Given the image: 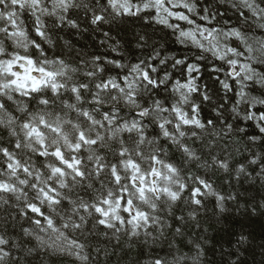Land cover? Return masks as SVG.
Here are the masks:
<instances>
[{
  "label": "snow or ice",
  "instance_id": "6c2138e0",
  "mask_svg": "<svg viewBox=\"0 0 264 264\" xmlns=\"http://www.w3.org/2000/svg\"><path fill=\"white\" fill-rule=\"evenodd\" d=\"M125 18L190 55L145 31L131 56ZM217 171L264 181V0H0V264H205Z\"/></svg>",
  "mask_w": 264,
  "mask_h": 264
},
{
  "label": "trees",
  "instance_id": "16d2710c",
  "mask_svg": "<svg viewBox=\"0 0 264 264\" xmlns=\"http://www.w3.org/2000/svg\"><path fill=\"white\" fill-rule=\"evenodd\" d=\"M220 10L225 11L224 8ZM229 18L235 22L232 11H228L224 16V19ZM145 31L151 34L153 39L164 44L167 52L177 57L190 55L184 46L175 43L170 30L160 25H145L142 21L125 18L123 22L113 27L112 35L119 39L124 50L134 57L142 55L135 48L136 34ZM210 67L209 64L202 68L203 75L199 83L207 84L210 88H219L218 84L213 85L216 74H210ZM208 112L209 109L206 107L205 114ZM235 139L239 141L235 147L240 149V154L233 153L235 161L245 162L244 158L249 154L245 151L244 141L239 137ZM210 179L222 194L232 193L237 198L226 200L223 212L216 207L214 198H207L205 208L200 211L198 217L199 227L187 228L184 242L191 238L202 243L205 249V264H230L237 257L240 264H264V181L242 178L240 182L233 180L228 183L225 174L219 171L211 174ZM241 236L246 237L243 244L238 243ZM131 255L134 256L135 252ZM128 259L129 255L125 254L120 264H126ZM117 261L118 257L114 255L108 264H117ZM47 264H72V261L67 257H55L48 260ZM98 264H104L103 257Z\"/></svg>",
  "mask_w": 264,
  "mask_h": 264
}]
</instances>
